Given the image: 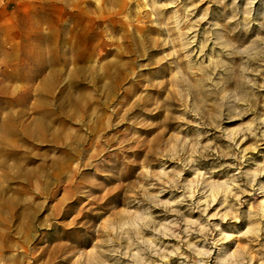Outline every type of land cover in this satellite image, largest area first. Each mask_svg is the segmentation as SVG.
Instances as JSON below:
<instances>
[{"label":"rangeland","instance_id":"obj_1","mask_svg":"<svg viewBox=\"0 0 264 264\" xmlns=\"http://www.w3.org/2000/svg\"><path fill=\"white\" fill-rule=\"evenodd\" d=\"M14 256L264 264V0H0Z\"/></svg>","mask_w":264,"mask_h":264},{"label":"bare ground","instance_id":"obj_2","mask_svg":"<svg viewBox=\"0 0 264 264\" xmlns=\"http://www.w3.org/2000/svg\"><path fill=\"white\" fill-rule=\"evenodd\" d=\"M13 219L15 221L16 219H18V217H14ZM23 262H24V259H20L16 256L13 257V260H12L13 264H23Z\"/></svg>","mask_w":264,"mask_h":264},{"label":"crops","instance_id":"obj_3","mask_svg":"<svg viewBox=\"0 0 264 264\" xmlns=\"http://www.w3.org/2000/svg\"><path fill=\"white\" fill-rule=\"evenodd\" d=\"M1 4H2V2H1Z\"/></svg>","mask_w":264,"mask_h":264}]
</instances>
